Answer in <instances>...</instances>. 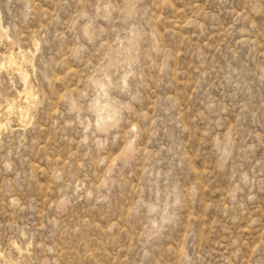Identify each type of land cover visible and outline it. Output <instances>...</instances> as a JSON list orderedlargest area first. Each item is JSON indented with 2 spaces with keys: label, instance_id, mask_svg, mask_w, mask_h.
<instances>
[{
  "label": "rangeland",
  "instance_id": "1",
  "mask_svg": "<svg viewBox=\"0 0 264 264\" xmlns=\"http://www.w3.org/2000/svg\"><path fill=\"white\" fill-rule=\"evenodd\" d=\"M0 119V264H264V0H0Z\"/></svg>",
  "mask_w": 264,
  "mask_h": 264
},
{
  "label": "bare ground",
  "instance_id": "2",
  "mask_svg": "<svg viewBox=\"0 0 264 264\" xmlns=\"http://www.w3.org/2000/svg\"><path fill=\"white\" fill-rule=\"evenodd\" d=\"M25 59V58H24ZM7 60V64L9 65V67L13 68L14 70H17L20 72V74L22 75L23 79H25L26 75L24 74V71H22L21 66H19V63L16 61V59H14L13 55H11L10 57L6 58ZM28 88V87H27ZM24 93L26 94V100H29L28 95H30L31 93L29 91H27V89L24 91ZM32 98V97H31ZM15 102V101H14ZM15 106V105H14ZM20 115L24 116L25 115V110L24 109H20ZM4 128V124L0 119V131Z\"/></svg>",
  "mask_w": 264,
  "mask_h": 264
}]
</instances>
